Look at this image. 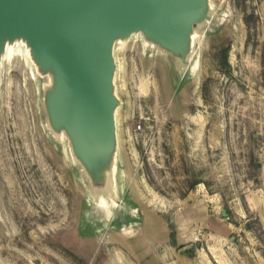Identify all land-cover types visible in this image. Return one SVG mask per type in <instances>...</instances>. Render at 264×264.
I'll return each instance as SVG.
<instances>
[{
    "label": "rangeland",
    "instance_id": "374dc122",
    "mask_svg": "<svg viewBox=\"0 0 264 264\" xmlns=\"http://www.w3.org/2000/svg\"><path fill=\"white\" fill-rule=\"evenodd\" d=\"M203 10L183 56L113 42L96 175L50 122L52 72L0 55V264H264V0Z\"/></svg>",
    "mask_w": 264,
    "mask_h": 264
},
{
    "label": "water",
    "instance_id": "95a60500",
    "mask_svg": "<svg viewBox=\"0 0 264 264\" xmlns=\"http://www.w3.org/2000/svg\"><path fill=\"white\" fill-rule=\"evenodd\" d=\"M204 1L0 0V55L6 40L23 38L52 72L50 122L66 131L75 155L96 175L114 147L113 42L142 31L183 56Z\"/></svg>",
    "mask_w": 264,
    "mask_h": 264
},
{
    "label": "bare ground",
    "instance_id": "6f19581e",
    "mask_svg": "<svg viewBox=\"0 0 264 264\" xmlns=\"http://www.w3.org/2000/svg\"><path fill=\"white\" fill-rule=\"evenodd\" d=\"M120 40V39H119ZM16 43H20L23 44L25 46V48L27 49V51H29V47L26 45V41L23 38H17L15 40H6L4 43V48L2 50V54L5 53V56H7L9 58V56L11 55V50L13 49L12 46ZM30 53V51H29ZM7 63V62H6ZM222 261V260H221ZM223 262V261H222Z\"/></svg>",
    "mask_w": 264,
    "mask_h": 264
}]
</instances>
